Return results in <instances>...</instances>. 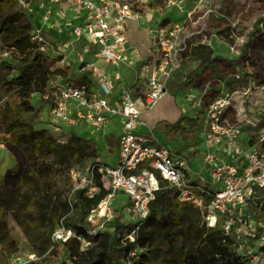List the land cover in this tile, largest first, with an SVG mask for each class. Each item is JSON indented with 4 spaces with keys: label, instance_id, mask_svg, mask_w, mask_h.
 <instances>
[{
    "label": "built area",
    "instance_id": "obj_1",
    "mask_svg": "<svg viewBox=\"0 0 264 264\" xmlns=\"http://www.w3.org/2000/svg\"><path fill=\"white\" fill-rule=\"evenodd\" d=\"M64 2L78 18L70 25V35L75 39L84 38L85 48L92 47L102 65L95 67L87 63L95 76L88 85L72 82L54 85L47 105L51 133L63 142L73 133L65 129L82 126L95 139L115 133L118 142L115 164L99 157L90 166L69 169L70 195L78 191L86 198H94L103 187L105 193L90 214L97 212L108 220L112 212L107 201L120 191L127 196L123 213L138 228L149 215L156 192L167 188L178 201L194 206L205 226L214 227L219 223L225 233L232 230L236 240L253 237L257 224L244 211L256 201L258 192L264 190V106L260 100L264 87L258 84L253 71L248 70L243 86L234 85L242 78V71L235 68L233 84L224 81L213 88L212 80H208L198 97L189 98L190 107L195 109L192 116L199 118L204 146L199 169L193 172L188 155L171 153L158 144L153 130L139 117L141 110L152 109L166 92L193 33L185 32L184 24H158L151 37L154 58L137 71L134 69V83L125 84L121 81V67L124 63L130 67L138 55V50L130 47L126 38V20L141 18V13L133 9V0ZM25 7L33 11L28 3ZM54 10L48 6L44 16L50 18ZM48 27L52 28L53 24L49 23ZM79 60L83 62L82 58ZM149 63H153L150 68ZM126 237L134 241L133 232ZM50 238L53 243L75 238L80 249L88 245L84 237L61 222ZM257 243L264 244V233L259 235ZM237 249L241 250L240 244ZM138 252L136 245L120 259V264H137ZM248 253L251 264H264V252L252 249ZM37 258L34 252L27 260L16 254L9 262L30 264Z\"/></svg>",
    "mask_w": 264,
    "mask_h": 264
},
{
    "label": "trees",
    "instance_id": "obj_2",
    "mask_svg": "<svg viewBox=\"0 0 264 264\" xmlns=\"http://www.w3.org/2000/svg\"><path fill=\"white\" fill-rule=\"evenodd\" d=\"M30 2L33 0H0V134L26 152L27 170L32 174L40 176L44 172L37 162L41 153L74 158L85 168L96 163L100 157L95 138L72 133L61 142L55 136L45 134L44 130L33 127V120L47 108L55 84L72 82L88 85L91 72L82 73L74 79L72 68L60 64V56H52L47 49H42L46 44L35 33V10L29 11L25 7ZM133 9L139 13L144 11V7L137 4L133 5ZM212 53L206 44L192 43L189 39L182 58L189 55L198 61L193 72L200 68L206 71L216 60ZM231 61L235 68L242 71L241 81L234 85L243 86L249 76L248 70L254 69V61L248 58L244 47ZM36 95L39 101L35 106L32 98ZM179 122L169 126L183 138L188 137L189 131ZM106 141L108 152H116L117 135H107ZM104 193L105 189L101 187L97 196L86 198L75 191L68 197L71 212L66 211V202L62 205L58 223L84 237L88 241L84 249H80L75 238L63 243L51 241L55 217L53 209L49 212L52 222L49 227L35 232L30 229L23 206L18 207L13 216L38 257L30 264H120V259L136 245L139 248L137 264H153L159 259L171 264H251L248 249L264 252V244L257 243L259 235L264 233V190L258 192L256 201L244 211L257 224L255 235L245 240H236L232 230L225 233L219 223L214 227L200 225L198 210L189 203L178 201L172 190L167 188L156 192L150 213L138 228L132 223L120 224L113 215L103 222L109 232H91L86 218ZM0 198L9 200L3 190H0ZM185 227L198 231V242L193 248L175 243ZM130 232L134 235L133 242L126 237ZM239 244L243 250L237 249ZM17 253V241L10 234L6 221H0V264H10L9 259ZM58 256L61 257L59 263Z\"/></svg>",
    "mask_w": 264,
    "mask_h": 264
},
{
    "label": "rangeland",
    "instance_id": "obj_3",
    "mask_svg": "<svg viewBox=\"0 0 264 264\" xmlns=\"http://www.w3.org/2000/svg\"><path fill=\"white\" fill-rule=\"evenodd\" d=\"M47 1L49 6L55 8L56 0ZM30 4L29 6L35 9L36 0ZM134 4L144 7V11L150 14L149 16H153L158 24L161 22L172 26L184 24L185 32L193 33L190 38L192 43L206 44L212 49V56L216 57L212 67L206 71H202L200 68L194 72L198 61L189 55L182 58L180 67L169 82L163 98L161 97L162 99L157 104L156 111L145 118L157 138V143L171 153L188 155L191 170L197 171L201 157L200 152L204 146L199 126H193L198 124L196 121L199 118L192 116L195 114V109L190 107L189 98L198 97L208 80H212L210 84L213 88L222 82L233 84L232 76L235 66L231 60L240 54L243 47L248 58L254 61V69L251 70L257 78L258 84L264 87V0H133ZM37 10L42 12L44 8ZM35 12L36 27H38L37 11L35 10ZM137 38L142 41L140 35ZM75 40H80V38ZM151 47L152 40L146 36V44L140 47V52L132 61L129 69L133 70L135 66L138 69L142 64L153 59L154 53L151 51ZM49 53L51 54L50 51ZM51 55L56 56L55 54ZM86 58L88 59V57ZM86 65L84 60L80 62L78 59L75 68H73L72 78L77 79L80 74L90 71L88 78L95 79L92 70ZM152 65L153 63H149V68ZM220 80L222 81L220 82ZM137 95H139V91H137ZM38 101L37 95L32 98V103L35 106ZM261 101V105L264 106V89ZM150 110H141V114ZM49 117V110L43 109L41 116L33 120V127L44 130L45 134L53 136L52 128L48 125ZM175 122H179L187 128L188 137L183 138V135L169 126L170 123ZM109 128L114 129V126L110 125ZM64 131L73 132L83 137H93L82 126H75ZM245 132L248 136L250 130ZM106 136L100 135L96 139L100 157L115 164L117 155L116 152H108ZM27 161L26 152L0 134V190H3L9 198V200L0 198V221H6L10 234L18 244L17 254L23 260H27L34 249L17 224L13 212L23 206L30 229L37 232L45 230L52 223L49 220V212L53 209L55 217L51 228H56L61 220L59 214L62 212V205L66 202V211L71 212L72 210L68 201L71 192L69 169L84 168L74 158L65 159L51 153H41L37 162L38 167H42L44 172L38 176L27 170ZM126 200L127 196L117 191L115 196L107 201V206L112 212L110 219L115 215L120 224L130 222L123 213ZM101 209L102 213L105 212L103 208ZM86 220L90 223L91 231H108L103 225L106 220L105 215L92 212ZM198 221L200 225H204L201 223L200 214ZM197 242L198 231L193 227L183 228L175 241L177 245L183 243L188 249L195 247ZM243 249L241 248V250ZM248 251H252V248ZM60 258L58 256V263ZM153 264L171 263L159 259Z\"/></svg>",
    "mask_w": 264,
    "mask_h": 264
},
{
    "label": "crops",
    "instance_id": "obj_4",
    "mask_svg": "<svg viewBox=\"0 0 264 264\" xmlns=\"http://www.w3.org/2000/svg\"><path fill=\"white\" fill-rule=\"evenodd\" d=\"M56 1L57 2L54 8L55 10L53 12V16H51L50 18L44 16V12L49 6L47 0H36V4L34 5V10L37 11V20L39 25L38 27H36V31L45 41L47 51H50L51 54H55L56 56H60L61 60H63L62 64L71 67L72 72L79 58H82L85 63H93L95 67L101 66L102 63L96 59L94 52L91 49L92 47L85 48L84 45L86 43L84 42L87 41L84 38H80V40H75V38L70 35V25L72 23L75 24L78 21V18H76L75 13L65 6L64 0ZM38 8H44V10L42 12H39L37 10ZM149 15L150 14H147L145 11H143L141 13L140 19L126 20L125 22L127 43L130 47H135L138 50V53L140 52V47H143L146 44V36L152 39V30L158 25L157 21H155L153 16ZM49 23L53 24L52 28L48 27ZM139 35L141 36L142 41L141 39L137 38V36ZM86 57H88L89 60ZM98 63L99 65H96ZM134 69L137 71L139 68L137 69L135 66L133 70H131L129 69V66L124 63L121 67V81L125 84L134 83ZM159 100L149 112H144L139 116L140 120L145 122V124H147L148 126L150 125L147 123L145 118H147V116H151L153 111H156L155 109ZM193 126L199 125L194 124Z\"/></svg>",
    "mask_w": 264,
    "mask_h": 264
}]
</instances>
